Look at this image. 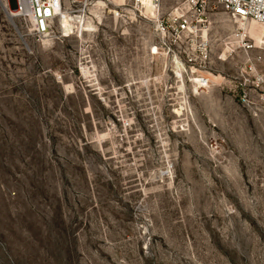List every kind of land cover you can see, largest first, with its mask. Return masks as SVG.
I'll list each match as a JSON object with an SVG mask.
<instances>
[{"label":"rangeland","instance_id":"1","mask_svg":"<svg viewBox=\"0 0 264 264\" xmlns=\"http://www.w3.org/2000/svg\"><path fill=\"white\" fill-rule=\"evenodd\" d=\"M105 1L41 39L0 0V264H264V25L209 10L201 62L180 0Z\"/></svg>","mask_w":264,"mask_h":264},{"label":"built area","instance_id":"2","mask_svg":"<svg viewBox=\"0 0 264 264\" xmlns=\"http://www.w3.org/2000/svg\"><path fill=\"white\" fill-rule=\"evenodd\" d=\"M15 17L24 19L30 24L33 35L41 39L51 36L55 32L56 24L63 23L68 13L75 11V7H86L89 3L96 5L97 0H13ZM133 6H140L143 0H129ZM158 8H161L164 0H151ZM181 6L168 8L167 15L157 17L156 31L168 38V43L177 45L175 51H180V44L187 37H193L192 45L199 36H203L200 42L201 62H206L208 57V40L204 37L205 26L208 21L209 10L222 7L228 16L235 22L253 21L264 25V0H180ZM81 9V8H79ZM250 45L248 48H252ZM185 48H189L185 46ZM196 48V47H195ZM189 62H196L194 57ZM203 86L208 85L210 79L202 76L198 79Z\"/></svg>","mask_w":264,"mask_h":264},{"label":"bare ground","instance_id":"3","mask_svg":"<svg viewBox=\"0 0 264 264\" xmlns=\"http://www.w3.org/2000/svg\"><path fill=\"white\" fill-rule=\"evenodd\" d=\"M104 0H98L96 3V5L100 4L101 2H103ZM108 1V0H107ZM105 1V2H107ZM143 5H148V6H152V7H157L151 0H143V4H141L140 6H143ZM93 6L92 3H89L88 6L86 7V10L90 9L91 7ZM85 10V11H86ZM10 16V15H9ZM79 17H74L71 12L68 13V15H66L65 19L63 20L66 28H69L72 26V21H77ZM86 21V20H85ZM75 24V22H73ZM242 28H248V23L246 22H243L242 23Z\"/></svg>","mask_w":264,"mask_h":264}]
</instances>
